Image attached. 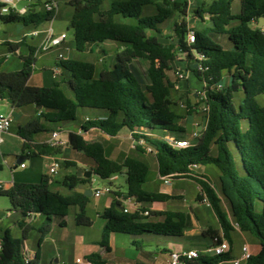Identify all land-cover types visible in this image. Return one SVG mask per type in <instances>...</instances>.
I'll list each match as a JSON object with an SVG mask.
<instances>
[{
    "label": "trees",
    "instance_id": "16d2710c",
    "mask_svg": "<svg viewBox=\"0 0 264 264\" xmlns=\"http://www.w3.org/2000/svg\"><path fill=\"white\" fill-rule=\"evenodd\" d=\"M29 1H36V4L25 14L0 13V20L35 28L56 16L54 11L37 10L34 6L40 0ZM234 1L213 0L194 10L201 19L207 15L211 26L195 29V42L189 43V27L185 21L175 24L173 40H164L161 29L176 12L187 14L186 0H68L67 4L73 8L70 27L74 31L75 48L85 52L91 46L99 47L103 55L100 73L97 74L93 61L67 57L56 60V65L62 69L60 79L53 77L52 70L50 85L32 86L29 80L35 71L37 49L28 46V54L20 56L22 68L19 70H2L6 58L0 57V99L10 100L14 108L32 105L43 110L19 127L18 134L27 142L45 131L43 120L75 121L78 111L84 108L105 112V116L85 119L81 131L95 128L116 136L127 129L134 140L144 139L155 150L159 174L194 180L200 186L198 200L208 199L224 238L231 241V233L237 225L260 245L259 252L246 264H264V106L257 99L264 96V33L262 27L252 26L264 17V0H240L238 13L232 11ZM144 8L155 9V12L144 15ZM23 37L17 42H5L11 53L27 45L29 37ZM107 41L118 45L112 57L103 46ZM180 54L185 55L188 71L203 84L201 103L207 107L206 126L200 132L199 141L184 149L174 148L164 140L165 135H175L179 139L188 137L186 127L179 122L181 116L173 109L175 83L168 75L171 63ZM136 60L149 62V83L145 89L132 68ZM225 73L229 76V84L218 88ZM193 112L195 110L189 105L188 114ZM68 145L93 160L92 174L101 179L126 176L127 189L115 191L116 197H132L138 203L170 198L145 188L150 167L142 159L128 156L123 162L113 160L99 142L87 143L82 134L75 131L69 132ZM41 147L33 155L58 148L48 144ZM28 148L26 144L24 150ZM135 148L146 152L139 145ZM194 164L215 167L217 184L207 175L192 171ZM91 181L92 177L67 175L58 182L70 191L64 194L55 190L50 176L44 174L38 183L14 182L8 188H0V197H7L10 210L19 211L25 218L42 215L44 220L38 231L43 239L52 232L55 218L60 226H67L66 218L72 207L79 209L75 216L77 225H92L86 211L92 197L75 190L78 185ZM223 202L230 213L224 209ZM144 212L146 210L124 212L122 202L116 198L100 215L105 224L98 244L110 252L113 233L181 237L190 227L188 214L184 212L149 211L151 215L164 216L162 223L145 221ZM20 225L23 239L10 233L0 234V264H26L23 244L34 228L24 220ZM216 234L219 232L211 235L215 237ZM131 243L136 248L142 247L136 238ZM230 259L229 252L222 256L202 255L185 264H220ZM86 260L91 264L108 263L98 253L87 255ZM40 261L38 250L28 264H40Z\"/></svg>",
    "mask_w": 264,
    "mask_h": 264
},
{
    "label": "crops",
    "instance_id": "0c3cea01",
    "mask_svg": "<svg viewBox=\"0 0 264 264\" xmlns=\"http://www.w3.org/2000/svg\"><path fill=\"white\" fill-rule=\"evenodd\" d=\"M24 1H28L30 4L21 7L32 8L33 5L36 4V1H29V0H24ZM161 1L159 0V2ZM212 1L213 0H211L210 2H206L205 0H203L202 4L203 3L210 4ZM196 2L197 0L189 3L188 7L190 6V4ZM34 7L38 10L37 5ZM206 19L207 18L202 19V23L201 22L196 23L195 25L193 24L188 27L191 28L192 26L194 29H202L204 27L211 26V22L210 23L207 22ZM252 26L261 28L264 26V20L260 19L258 22H253ZM21 39H22L21 36L20 37L12 36L5 40L10 42H17ZM31 39L33 40V38ZM108 42L117 45L113 41H107L104 43L103 46H105ZM28 46L36 47V44L30 43L29 39H27V45L20 48L16 52L19 55V57L28 54L29 52ZM69 46L70 45L68 43H65L63 45V47H65L66 50L70 51L71 49L69 48ZM91 48L93 49V46L90 47V50ZM116 48H118V45ZM109 56L112 57L111 53H109ZM55 66H57L56 61L53 64L52 70ZM21 68H22V60H21V66L17 65L16 69L14 70H19ZM14 70H6V71H14ZM202 88H203V84L201 83V89ZM193 94L195 96H198V92L196 90L193 91ZM0 106L9 108V111L3 113H8V114L11 113L13 115V122L11 128L7 132L1 135L3 141L0 142V183L3 185V188L10 187L14 182L38 183L41 181L42 175L45 174L50 176L51 181L54 184L55 190H59L61 193L64 194H70V191L62 187L58 182H60L67 175H75L77 177L84 178V174L86 173V171L88 170L92 171V168L95 166L94 164L90 163V158H88L83 152L76 151L68 145V134L71 131L81 133L84 140L87 143L99 142L102 145L106 155L113 160L123 162L128 156H131L139 159H144L145 162H148L147 152L143 153L138 151L134 146V139L132 137L131 132L129 130L125 132L124 129H122L116 136L109 137V135H106L100 130L95 128L87 132H82L81 125L77 130H71L68 127H66L62 122L54 123L43 120L42 122L45 126V131L37 135H34L33 140L27 142L18 134V129L20 126L25 125L35 115L41 113L43 110L33 106L34 108L30 109L29 112H21L19 116V122L15 124L16 121L15 113H17L19 109L14 108L11 101L8 99H3V100L0 99ZM102 116H105V112L100 111V112H96V115H94L93 118H98ZM89 117L91 116H85V119H88ZM49 123H54L55 125L52 126ZM15 125L17 127H15ZM205 126H206V122L199 123L197 126L198 129L194 130L193 133L195 131L201 132ZM200 128L201 130H199ZM54 131H60V138L63 141H65L66 144L61 147H58L55 151L48 150L43 154L36 156L33 155L35 152H38L42 148L41 147L42 145L45 144L49 145V140L51 139L52 132ZM193 133L191 135L192 136L191 138L187 137L184 139H189V140L192 139L193 142L196 144L197 140L193 138ZM114 139L117 140V142L114 141ZM100 140H105L107 142V145L105 143H102ZM26 144L29 148L24 150V146ZM31 157H33L34 159L32 158V160L30 161L31 165L29 167L28 165H26V160ZM19 160L21 161L19 162ZM55 162L59 163L58 172L56 175H50L49 169L52 167V165ZM22 163H25V167L20 166ZM80 163L87 165L86 167L84 166L80 168L79 167ZM155 167L157 169L158 176L157 178L149 179V175H148L145 188L149 191L166 194L170 196V198L163 201L139 203V209L146 210L148 212L172 211V212L187 213L190 221V227L184 230V233L181 237L156 235L158 237V241L156 243L157 246L156 251H153V249H151L152 245L149 243V240L152 238L150 236L151 234H149V236L148 234L137 235V236L129 235L127 238H122L123 237L121 236L122 233H113L110 237V246H111L110 252H106L104 248L98 244L101 238L90 239L85 235L80 234L76 237L75 242L76 244L78 242L81 243V246L83 247V251H82L83 253L79 256H76L75 264H78L76 262L77 258H84L86 260V256L91 253H98L104 256L108 261L107 264H114V263L169 264V256L171 252H179L189 249L202 250L213 243L214 237H212L211 234H213L214 231L219 232L218 235H223L221 225L215 213L212 211L210 206H208L203 201L198 200L200 186L194 180L186 177L174 178L171 184H165L162 180V176L159 174L158 163L157 166ZM205 167L206 166H199L194 170V172L197 174L207 175L214 184H217L213 181L210 172H208V168ZM60 168H65L67 171V173L63 175V177L61 178L58 177V175L60 174ZM74 168L77 170L76 172L73 171ZM26 171L27 173L25 175L24 173ZM119 176L121 175H116L115 180H118ZM122 176L125 177V183H126V176L125 175ZM84 186L86 188H89L88 184ZM116 198L122 202V207L125 206V203L122 201L121 197H116L115 194L111 193L110 196H107L104 199L101 205H95L93 209L89 208V204H90L89 203L86 208V211L89 212L91 210L96 213L97 218H100V215L104 211V209L110 207ZM2 199L3 197H0V204L1 201H3ZM223 207L228 213H230L228 206L226 205L225 202H223ZM10 209L11 208L5 203L3 206L0 205V234L10 233L14 237L20 238L14 235L13 230L15 228H19L22 231L20 225L22 220H24L25 223L33 226L34 229L32 230H36V247L35 244H33V242L30 243V240L26 238L23 244V249L24 247H26L28 254L31 257H34L35 253L38 250H40L41 252L40 264H42L46 255H48L47 247L49 246V244L57 243L53 239L54 230L50 234L46 235L43 239H40L41 235L38 231V228L41 226L44 220L43 216L40 214H34L31 217L25 218L19 211L10 210ZM71 210H73L75 216L79 211L78 207H72ZM3 214L5 215V219L2 218ZM144 216L146 217L145 221H149L153 223H162L164 221V216L151 215V214ZM91 219L93 223L91 226H89L90 228H92L96 224V222H98V220L96 219L93 218ZM8 220H11L12 224H7L6 221ZM66 220L68 226V217L66 218ZM57 223L60 226L59 220L57 221ZM104 224H105L104 220H102V222H100L99 224V229L101 230V236H102V228ZM134 238L141 241L142 243L141 248H136L132 245L131 242ZM148 238L149 240H147ZM230 240L231 241L228 242L230 244V255L232 259L239 258L241 256V248L244 244L249 245L252 254H256L260 250V245L258 240L253 236H251L250 234L242 232L237 227V225H234V230L231 233ZM118 241H121L120 244L123 245L122 248L117 247ZM50 256H51V262H53L54 259L56 258L57 263L67 264L62 260L60 248H57L55 251H51ZM232 259L220 264H225V263L233 264L231 263Z\"/></svg>",
    "mask_w": 264,
    "mask_h": 264
},
{
    "label": "rangeland",
    "instance_id": "374dc122",
    "mask_svg": "<svg viewBox=\"0 0 264 264\" xmlns=\"http://www.w3.org/2000/svg\"><path fill=\"white\" fill-rule=\"evenodd\" d=\"M58 5H59V10L56 14V16L52 20V26L56 32V34H60L62 32H66L68 35L66 43H68L70 46L69 48L71 49L70 51L66 50L65 47H60L59 49H52L48 52L38 54L37 55V62L35 66V71L32 74L29 83L32 86H46L50 85L52 82V67L54 62L58 59V54L59 52H63L67 57H72V58H77V59H82V60H87V61H93L97 65V74L100 73L102 69V59L103 55L100 51V48L93 46V49L90 50L88 49L85 52H79L76 50L73 38H74V31L70 27V22L71 18L73 15V8L67 4L68 0H55ZM159 1V0H157ZM161 1V0H160ZM206 2H210L211 0H205ZM45 0H40L39 3H37V8L42 9L43 8V3ZM203 0H197L196 3L190 4L188 7V11L186 15H181L179 13H175L171 18H169L166 22H164L161 25V29L163 31V39L164 40H173L175 38L174 34V26L176 23L185 21L188 26L190 25H195L196 23H202V19L200 16L194 12L197 8H199L202 4ZM30 4L28 1L21 0L18 2V6H24ZM240 0H235L232 5V11L233 13H238L240 11ZM155 9H151L148 11V8H144V15H148V13H154ZM207 22L210 23L209 18L206 19ZM49 25L48 22H45L40 26V29H44ZM191 28H193L191 26ZM33 30L32 26H25L21 23H4L3 21L0 20V37L3 41H6L5 39H8L9 37H22V35L28 34L30 31ZM43 37V33L41 32L40 35L33 37V40L29 37V42L36 44V46L40 43L41 39ZM105 47L111 53L113 56L114 53L117 50V45L111 44L108 42ZM8 45L3 43L0 44V57H2L5 53H8ZM109 58V59H108ZM108 61L110 62V57H108ZM20 65L21 66V58L19 55L15 53H10L7 60L4 62L2 65V70H14L16 69V66ZM149 66V62L146 60H136L132 64V68L139 77V80L145 89L146 85L149 83V78L147 75V68ZM131 68V70H132ZM181 72L184 73L185 77L180 78L178 74ZM169 78L172 82L175 83V87L172 91L173 94V99L175 101V104L173 106L174 111L181 116V119H179V122L181 125L186 127L187 130V136L191 138L192 133L194 130L198 129L197 126L201 122H206L205 118V111H204V104L201 103V97L203 96L202 91L203 88L201 89V83L197 81V79L193 76V74L188 71L187 67V61L185 58L184 54H180L178 58L171 63V70L168 72ZM61 75L58 76L60 79ZM65 80H67V76H65ZM229 76L227 73H225L224 80L222 81V85L225 87L229 84ZM64 88L66 89V84L63 85ZM200 92L198 93L199 96H195L193 94V91ZM239 98V95H237ZM262 106H264V96H260L257 98ZM189 105L193 107L195 112L192 114H188L189 110ZM34 107L28 106V107H21L18 108L19 110L17 113H15V124L19 122V116L21 112H29L30 109H33ZM0 109L2 112H7L9 111V108H5L4 106H0ZM198 109V110H197ZM22 110V111H21ZM25 110V111H24ZM101 110H95V109H89V108H84L80 109L77 114V119L75 121H70V122H62L66 127H68L71 130H77L81 123L85 120V116H91L89 117L90 119H93V116L96 115V112H100ZM52 126H54V123H49ZM15 127H17L15 125ZM126 132L127 129H124ZM156 133H160L159 130L155 131ZM201 136V135H200ZM110 137V136H109ZM200 138V137H199ZM199 138L197 141H199ZM113 140V139H112ZM192 140V139H191ZM102 143H105L107 145V142L105 140H100ZM114 141L117 142V140L114 139ZM104 144V145H105ZM213 153H216V148L213 147ZM148 157V162H146L150 166V172H149V179L151 178H157L158 172L155 166H157V161L154 156V154L147 153ZM33 157L28 158L26 160V165L30 167L31 163L30 161L32 160ZM34 159V158H33ZM36 160V159H35ZM145 161L144 159H142ZM90 163L94 164L93 160L90 159ZM155 164V165H154ZM87 164H79V167H86ZM208 168V172H210V175L215 183L218 182V173L215 167L213 166H206ZM205 167V168H206ZM74 172L77 170L74 168ZM90 171V170H88ZM87 172V171H86ZM92 172V171H91ZM27 171L24 173L26 175ZM67 173L65 168H60V174L58 175L59 178L63 177ZM112 183V187L114 188L111 193L114 194L115 191H126L127 186L125 183V177L124 176H119L118 180L114 181H109V180H104L101 179L97 175L92 176V181L90 184H88V187L92 190L95 188H104L107 185ZM111 193H104L100 197H95L92 196L89 208L93 209L95 205H101L104 201V199L107 196H110ZM1 201V206L7 204L11 208V204L9 202V199L7 197H3ZM3 202V203H2ZM88 216H90L93 219L98 220L96 224L90 228L89 226L85 225H77L75 222V214L73 210H71L70 214L68 215V226L67 227H62L59 226L57 221L58 218H55L52 231H53V239L57 243H50L49 246L47 247V253L44 261L42 264H63V263H57L56 258L54 259L53 262H51V256L50 252L55 251L57 248L61 249V255H62V260L63 262H66L67 264H75V258L76 256L81 255L83 252V247L81 246V243L78 242L76 244L75 239L78 235L83 234L86 237L90 239H99L101 238V230L99 229V224L102 222V218H97L96 213L93 211L87 212ZM5 214V213H4ZM2 215V218L5 219V215ZM7 224H12L11 220L6 221ZM14 235L20 237L23 239V231L19 228H15L13 230ZM122 238H127L129 235H124ZM149 236V235H148ZM152 238L149 240V243L152 245L151 249L153 251L157 250L156 243L158 241V237L156 235H150ZM27 238L30 240V243L33 242L36 247V230H31ZM121 241H118V248H122L123 245L120 244ZM209 256H213L210 254ZM226 264V263H225Z\"/></svg>",
    "mask_w": 264,
    "mask_h": 264
},
{
    "label": "built area",
    "instance_id": "2783aa9c",
    "mask_svg": "<svg viewBox=\"0 0 264 264\" xmlns=\"http://www.w3.org/2000/svg\"><path fill=\"white\" fill-rule=\"evenodd\" d=\"M20 0H0V13L2 15L9 14L11 12H18L19 14H25L30 8L29 7H19L18 2ZM174 1V0H171ZM196 1V0H187L188 5L189 3ZM43 8L46 11H54L58 12L59 6L58 3L55 0H45L43 3ZM201 18V17H200ZM204 18H209L207 15ZM53 20V19H52ZM52 20L48 21L49 25L45 27L44 29H40V27H35L32 31H30L28 34H26L27 37L33 38L35 36L40 35V33H43V37L40 41V43L36 46V55L42 54L45 52H48L52 49H59L62 47L68 38V35L66 32H62L60 34H56L53 26H52ZM262 31L264 33V26L262 27ZM196 35H195V29L189 27V32L187 34V41L189 43L195 42ZM5 43L0 37V44ZM17 52V51H16ZM11 52L9 51L8 53L4 54L2 57L8 58L9 54ZM67 56L63 53L60 52L58 54V59L65 60ZM62 69L59 66H55L53 68V77L58 78L59 75H61ZM180 78H184L185 75L183 72L178 74ZM223 85L220 84L218 88H222ZM207 110L206 105H204V111ZM13 122V115L11 113H3L0 111V142L3 141L1 135L5 132H7L12 125ZM201 133L199 131H195L193 133V138L195 140H198L200 137ZM164 140L171 145L174 148L177 149H184L188 148L195 143L193 140L189 139H179L175 135H165ZM66 142L63 141L60 138V131H54L52 132L51 139L49 140V145L52 147H61L65 145ZM139 145L147 153L150 154H155V150L148 145L144 139H139V140H134V146ZM21 167H25V163H22L20 165ZM199 166L194 164L191 166V170L194 171L196 168ZM59 168V163L55 162L52 167L49 169V174L50 175H56L58 172ZM176 175L171 174V175H166L162 176V180L165 184H171L174 180ZM116 179V175L112 176L109 181H114ZM0 188H3V185L0 183ZM113 190L112 184L110 183L104 188H95L92 189L93 196L95 197H100L104 193H111ZM122 201L125 203V206L122 207L124 212H133V211H138L139 209V203L135 198L129 197V198H123L121 197ZM203 202L206 203L208 206H210L208 199L205 197L203 199ZM144 215H149V212L146 211L144 212ZM230 252V244L227 239L224 238L223 235H216L213 238V243L207 247H205L202 250L198 249H189V250H183L179 252H171L169 256V264H185L187 261L194 260L196 258H199L202 255H210L212 254L213 256H222ZM23 255H24V262L28 264L32 257L28 254L27 248L24 247L23 249ZM252 252L250 250V247L248 244H244L241 248V256L239 258H235L231 260V263L233 264H246L248 260L252 257ZM76 262L78 264H91L84 258H77Z\"/></svg>",
    "mask_w": 264,
    "mask_h": 264
},
{
    "label": "water",
    "instance_id": "95a60500",
    "mask_svg": "<svg viewBox=\"0 0 264 264\" xmlns=\"http://www.w3.org/2000/svg\"><path fill=\"white\" fill-rule=\"evenodd\" d=\"M262 20H264V17L263 18H261ZM197 65L195 64L193 67L195 68ZM199 130H201V128L199 129ZM21 160H19V162H20ZM92 172L91 171H87L85 174H84V177L85 178H91L92 177ZM75 190L77 191V192H80V193H83V194H85L86 196H89V197H91L92 195H93V192H92V190L90 189V188H86L84 185H82V184H80V185H78V187L77 188H75Z\"/></svg>",
    "mask_w": 264,
    "mask_h": 264
}]
</instances>
